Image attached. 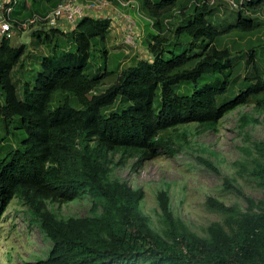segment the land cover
<instances>
[{
	"label": "trees",
	"instance_id": "16d2710c",
	"mask_svg": "<svg viewBox=\"0 0 264 264\" xmlns=\"http://www.w3.org/2000/svg\"><path fill=\"white\" fill-rule=\"evenodd\" d=\"M33 1L22 0L14 14L28 15ZM195 1L186 6L181 0H140L158 31L147 45L152 60L120 70L100 93L92 91L110 73V60L117 63L122 57L108 55L104 47L108 19L83 17L66 33L30 31L49 53L28 80L14 75L27 44L2 40L0 121L13 124L18 134L15 146L0 142V221L19 196L52 244L45 258L24 264H264V139L251 140L245 133L252 146L246 171L262 189L261 197L255 199L224 177L225 187L239 193L246 207L209 197L208 208L223 221L211 222L204 235L174 215L165 189L156 193L163 223L159 231L143 210L144 189L114 176L128 158L140 165L160 149L174 151L173 134L185 135L177 132L180 126L197 123L218 131L225 114L247 104L264 115V53L261 38L253 37L263 24L245 14L264 7V0L244 1L232 21L216 19L209 1ZM178 5L184 22L175 32L189 39L188 46L163 59L166 17ZM96 51L102 64L92 72ZM240 68L248 74L242 76ZM247 123L243 117L242 127ZM83 198L88 199L86 215L61 216L48 205Z\"/></svg>",
	"mask_w": 264,
	"mask_h": 264
},
{
	"label": "rangeland",
	"instance_id": "374dc122",
	"mask_svg": "<svg viewBox=\"0 0 264 264\" xmlns=\"http://www.w3.org/2000/svg\"><path fill=\"white\" fill-rule=\"evenodd\" d=\"M22 0H18V4ZM57 0H34L26 12H46L53 7ZM138 1L140 4V0ZM185 0H181L183 2ZM217 9L216 19L232 21L235 8L230 0H207ZM32 2V1H31ZM196 2L188 0L189 3ZM139 11L130 7H121V11L129 13L135 20L138 37L133 43H126L124 33L120 29L106 34L104 47L108 55L122 53L117 63L110 60L108 65L110 73L106 75L100 84L94 88L95 93H100L109 87L116 79L118 72L133 65L137 60H152L147 45L152 40L154 33H158L151 25V19L139 7ZM180 6L171 9L167 23L164 26L166 43L162 58L170 57L171 53L182 52L187 48L189 39L182 35L177 36L176 28L184 22L179 14ZM188 12V11H187ZM174 13V15H173ZM248 18L254 19L262 27L255 30L253 37L259 36L264 53V7L257 11H245ZM165 19V18H164ZM116 31V32H115ZM163 33V32H162ZM237 39V38H236ZM12 43L16 46L27 44L28 51L22 64L14 70V75L20 80L33 79L39 69L42 57L49 53V48L37 44L32 40L30 31H17L12 36ZM227 44L233 53H237L235 43L227 40ZM102 64V57L95 52L91 59V71L95 72ZM242 76L248 74V70L240 68ZM191 90V88H190ZM189 90V92H190ZM0 90V102H2ZM246 117L248 123L242 127V118ZM257 120L256 122L254 120ZM17 130L13 124L9 127L0 121V142H9L16 145ZM177 132H185V135L173 134L171 141L175 142L174 151L168 152L160 149L159 154L140 165L135 158H128L116 166L114 176L125 180L133 187H141L145 191L143 210L149 216L151 224L159 231L163 228L160 218V209L157 206L156 193L159 189H165L170 198L171 208L176 217L180 218L187 227L204 235V230L211 222H222V215L206 204L209 197L217 198L226 205L237 204L241 209L246 207L243 197L233 188H226L224 177L234 180L244 193L258 199L262 195V189L248 175L246 168L251 166L252 154L248 151L252 146L246 140L245 133L251 135V140L264 139V115L251 104L239 106L225 114L218 123L217 130H204L197 123L180 126ZM13 133V134H12ZM6 137V138H3ZM251 146V147H250ZM249 148V149H248ZM119 154L114 156L118 161ZM200 158L213 163L218 172L211 170ZM49 207L61 216L86 215L88 213V199H77L64 203L48 204ZM51 242L39 228V220L36 218L28 204L19 196L14 197L0 221V264H24L34 262L47 256Z\"/></svg>",
	"mask_w": 264,
	"mask_h": 264
},
{
	"label": "built area",
	"instance_id": "2783aa9c",
	"mask_svg": "<svg viewBox=\"0 0 264 264\" xmlns=\"http://www.w3.org/2000/svg\"><path fill=\"white\" fill-rule=\"evenodd\" d=\"M244 1L249 0H230L237 7ZM18 5V0H0V44L17 31L55 29L66 33L73 30L83 17L108 19V29H120L128 44L138 37L135 20L120 9L130 7L139 11V2L135 0H58L45 13L32 12L25 16L14 14ZM92 92L95 93L94 90Z\"/></svg>",
	"mask_w": 264,
	"mask_h": 264
},
{
	"label": "crops",
	"instance_id": "0c3cea01",
	"mask_svg": "<svg viewBox=\"0 0 264 264\" xmlns=\"http://www.w3.org/2000/svg\"><path fill=\"white\" fill-rule=\"evenodd\" d=\"M116 29H117V28H116ZM116 29H114V28L109 29L108 32H107V34H108V33H110V34L113 33V30H116ZM116 31H117V30H116ZM116 31H115V32H116Z\"/></svg>",
	"mask_w": 264,
	"mask_h": 264
}]
</instances>
